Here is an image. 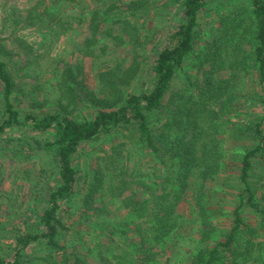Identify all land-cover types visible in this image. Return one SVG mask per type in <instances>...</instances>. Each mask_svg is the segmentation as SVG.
<instances>
[{
    "label": "trees",
    "instance_id": "16d2710c",
    "mask_svg": "<svg viewBox=\"0 0 264 264\" xmlns=\"http://www.w3.org/2000/svg\"><path fill=\"white\" fill-rule=\"evenodd\" d=\"M91 2L41 0L36 17L0 10V183L17 164L15 180L28 181L37 195L29 206L19 204L27 213L22 228L0 222V237L6 230L13 240L9 249L0 245V264H84V254L64 253V215L74 212L102 233L109 226L97 239L100 261L110 260L109 252L127 259L115 237L130 235V252L140 256L128 261L157 264V255L178 246L187 212L197 237L190 236L182 264H264V0L223 9L205 40L198 14L207 0ZM41 15L54 28L85 26L71 62L46 70L45 53L19 33L40 24ZM171 15V30L148 48ZM86 58L96 66L94 89L84 79ZM140 78L151 84L141 79L144 89L129 90ZM112 133L123 142L96 156L83 188L75 162L81 146ZM145 156L150 164L142 170ZM46 176L53 177L47 194ZM219 182L233 188L235 199L221 222L209 208V185ZM107 202L125 212L123 222H105ZM33 247L43 252L28 256Z\"/></svg>",
    "mask_w": 264,
    "mask_h": 264
},
{
    "label": "rangeland",
    "instance_id": "374dc122",
    "mask_svg": "<svg viewBox=\"0 0 264 264\" xmlns=\"http://www.w3.org/2000/svg\"><path fill=\"white\" fill-rule=\"evenodd\" d=\"M92 0H85V4L91 5ZM245 2V0H207L205 10L200 11L198 14V21L200 24L201 30H203L202 33V39L205 40L209 36L210 28L214 26L216 20H217V14L222 12L223 9L232 7L235 4H239ZM7 8H12L15 10V12H19L22 14L21 16H24L27 12L33 11L31 16L36 17V14H39L41 12V9L43 8V4L41 3V0H0V10L3 11ZM67 7H62L61 13L66 12ZM76 12V11H75ZM170 12L171 14L175 13V7L170 6ZM1 13H0V22H1ZM42 20L40 24H36L34 28H22L19 30V33L21 35H24L29 42L33 43L34 48H37L36 51L43 54L45 53L44 57L41 59V64L45 63L47 64V68L45 66L46 70L49 69L48 65H52L53 63H56V61H72L73 56L72 55V47L74 44H79L81 38H83L86 34L85 26H79L76 23L73 22L70 26H65L64 28H54L52 25H48L47 22L44 19V16H42ZM29 20V19H28ZM176 17L171 15V18H165L162 23L164 24L163 28L159 27L157 32L155 31L152 33V37H150V44L148 45V48L151 47V45L154 43H157L161 40V35H163L167 30H171L175 23ZM61 21H65L63 18ZM37 26L41 27V33H38L36 30ZM49 29V30H48ZM48 30V31H47ZM47 31V32H46ZM43 32L49 33L44 34ZM45 39H41V38ZM44 40V41H43ZM43 41V45H38L39 42ZM199 41V40H198ZM42 46V47H41ZM111 46V44H109ZM146 54V53H144ZM111 58V56L109 57ZM104 59H108V57H104ZM59 66L61 67L62 64L60 63ZM96 67V66H94ZM92 61L88 58L84 59V70H85V82L87 85L92 87V89L96 86V80L95 75L96 72L94 70ZM187 65H185V72H192L189 68H186ZM182 73L180 74V78L175 79L173 82L174 89H177L180 87L181 83L184 81L183 77L181 78ZM143 80H146L148 86L151 84L148 79L146 78H140L138 80L133 81L128 89L133 91H140L141 89H144L141 87L140 82ZM151 79V78H150ZM32 82V81H28ZM45 135L50 136L51 133H46ZM123 138L119 133H112L108 137H102L101 139L97 141H93L87 144H83L78 152L77 158L75 162L77 163V168L79 175L82 177V179L79 181L80 185L84 188L87 185V182L89 180V173L88 171H91V166H93V163L95 161L96 156L102 155L103 150H112L113 146H118L119 143L123 142ZM119 147V146H118ZM138 152H134V161L135 164L138 165L139 158H137ZM132 163V161H131ZM130 163V164H131ZM150 164L149 156H145L141 160V166L142 170H145V166ZM17 164H13L12 166L8 167L7 172H4L6 176H4L3 182L0 183V201L1 196L5 197V201L2 202V207L4 208L2 211H0V222H9L13 224V226L21 227L22 228V218L24 217V209L21 211L18 209L19 204L22 202H26L27 204L24 206H29L32 201L37 200V195L32 194L30 192V186L28 181H22L20 179L15 180V170L18 168ZM24 167H28V165H24ZM23 167V168H24ZM25 174V171L23 172ZM38 175L37 172H32L31 176L34 177L35 175ZM49 176V175H47ZM45 179V182H43L42 185V192H46V194L51 190V187L53 186V177H48ZM85 180V181H83ZM16 181V182H14ZM210 191L212 192V195H210L211 202L209 205V208L215 212L216 215V221H224L227 219V211L231 209L233 206L235 199L233 194V188L230 186H222V184L219 183H211L210 185ZM80 197V196H79ZM42 198V196H41ZM108 207L111 210V213L109 215H103V217H107L106 223H118L123 222L124 220V211H120L116 209V206L113 204H110V202H107ZM183 208L187 207L186 203L182 204ZM64 214V213H63ZM185 217L187 218V224L184 228L181 229L182 235L177 237L178 240V246L169 248L165 254H159L157 255L156 259L157 264H182V258L186 255L187 250L191 248V242H190V236L191 238H196L195 233V227L197 226L195 220H193V217L191 215H188L187 212H184ZM65 220L68 222L70 226V232L68 234V244L65 248L64 253L67 256H70V252L75 251L79 254H84L86 256L85 263L84 264H136L131 263L128 261V258L131 256L133 259H137L138 253L130 252V249H133L135 245H133L132 240H130V235L126 239L123 238H116V242L120 244V250L124 249L127 253V259L125 260H116L114 252L107 253L110 260L100 261L98 257L96 256V249L102 246L103 243H99L97 239L102 238V234H106L108 231L109 226H105V229L102 233L100 225L97 222L89 223L84 220H79V216L77 213H69V215H64ZM95 216V215H94ZM91 217V220L93 222L95 217ZM67 217V218H66ZM102 227V226H101ZM71 233V234H70ZM7 231L1 233L0 237V245L3 246V249H9L7 246L10 244H13V240L7 237ZM3 237V238H2ZM73 240L74 245L69 246L70 240ZM98 242V243H97ZM116 242H113L112 245L114 246ZM91 250H95L92 252ZM28 256L31 255H40L43 250L40 248H29L27 249ZM121 255V252H120ZM129 258V259H130ZM132 259V260H133ZM139 262V261H138ZM156 262V261H155ZM152 264V263H151ZM154 264V263H153Z\"/></svg>",
    "mask_w": 264,
    "mask_h": 264
}]
</instances>
